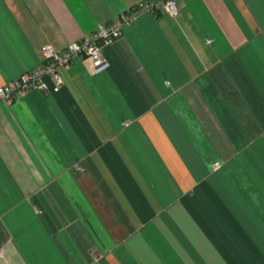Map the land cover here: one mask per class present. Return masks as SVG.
Returning <instances> with one entry per match:
<instances>
[{"label":"crops","instance_id":"1","mask_svg":"<svg viewBox=\"0 0 264 264\" xmlns=\"http://www.w3.org/2000/svg\"><path fill=\"white\" fill-rule=\"evenodd\" d=\"M145 1L0 0V86ZM175 1L0 101V264H264V0Z\"/></svg>","mask_w":264,"mask_h":264},{"label":"built area","instance_id":"2","mask_svg":"<svg viewBox=\"0 0 264 264\" xmlns=\"http://www.w3.org/2000/svg\"><path fill=\"white\" fill-rule=\"evenodd\" d=\"M179 11L180 6L175 0H147L128 13L122 14L119 19L108 24H100L90 36L67 43L61 51H57L50 45L42 46V66L23 72L13 81L1 85L0 101L10 102L15 94L30 89L47 93L48 86L45 78H49L53 85L52 90L57 92L63 85L58 71L62 67H67L73 58L89 57L94 70L106 67L107 61L103 55L104 47L121 35L123 28L128 26L138 14L164 12L175 17Z\"/></svg>","mask_w":264,"mask_h":264},{"label":"trees","instance_id":"3","mask_svg":"<svg viewBox=\"0 0 264 264\" xmlns=\"http://www.w3.org/2000/svg\"><path fill=\"white\" fill-rule=\"evenodd\" d=\"M146 1H147V0H146ZM134 8H135V7H134ZM134 8H133V9H134ZM155 14H157V13H155Z\"/></svg>","mask_w":264,"mask_h":264}]
</instances>
